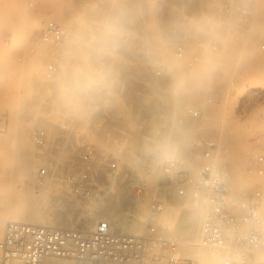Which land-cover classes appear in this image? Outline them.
I'll list each match as a JSON object with an SVG mask.
<instances>
[{
	"label": "rangeland",
	"instance_id": "374dc122",
	"mask_svg": "<svg viewBox=\"0 0 264 264\" xmlns=\"http://www.w3.org/2000/svg\"><path fill=\"white\" fill-rule=\"evenodd\" d=\"M159 1H161V9L168 12L167 16L171 19L170 23L166 24L164 22V16H157L159 14L157 11L153 13V9L156 10L155 6L158 7ZM64 2L73 11L71 15L73 20L76 21L78 17H85L86 10L84 11V7L95 3V0H64ZM246 2L247 0H139L135 23L131 26L132 31L135 33V38L133 39L134 47L130 52H123L122 58L118 61L121 74L116 88V95L110 98L107 104L90 106L92 110L90 117L92 119L85 122L80 119L82 118L80 116L81 110L69 111L58 103L61 80L56 84H52V82L45 78L47 64H49L51 58L57 52H60L61 56L64 55L62 56L63 62L67 60L69 53H73L70 59L74 62L75 54L79 50L76 46L77 44H71V49L69 45L65 44L64 51L63 48L57 50L54 46H45L42 43L34 45L33 41L36 39V36L39 38L45 24L50 21V19H46L39 31L32 30L31 26L28 27L31 19L29 15L38 10V0H22L21 3L24 6L21 7L23 9L18 11L17 15H15L16 13L13 15L10 13L11 16H9V11L6 12V10L1 9L0 12L3 11L0 16L3 17L4 12H6V16L3 19L0 17V211L7 207L26 209L28 203L21 201L17 196L23 197L29 195L37 198L41 197L42 192L45 191V188L41 187L40 189L41 184L48 181V179H52L53 187L49 193L50 200L42 207L43 213L48 217H52L55 212L51 206L56 200L61 202V196L65 192L62 190H73V186H76V182H78L77 178H73L69 182L59 181V183L50 176L41 180L39 171L43 165L41 164L42 156L38 153L39 151L31 135L34 155L35 157L38 155V168L33 176H23L19 173L16 175L17 172L15 173L9 160L17 126L25 123L31 124L33 126L31 127V129L33 128L31 130L32 134L36 130V127L41 128V121L48 122L45 123L48 126L45 125L43 128L50 133V146L54 148H58L59 145L64 146L65 150L60 149L56 152H59L58 156L62 160L70 156L76 160L79 156L82 162H78V165L83 166L84 163L85 166L87 165L84 157L85 147L86 145L91 146L96 152L95 157L97 159L108 155L117 160L119 164L118 174H126L130 171L129 176L133 180L131 190L135 196L138 184L136 181L139 179L145 182L146 179L152 180L157 175V171L147 166L139 158L137 161H133L138 166L137 168H133V165L132 168L129 167L127 169L121 167L123 153L115 152L112 149L109 150L105 146H114L118 148V151H129L131 147L128 140L130 137L135 136L143 137L141 138L143 139L142 143H145L144 140H147V136H149L147 131H149L148 133L151 132L147 125L148 119L152 117L158 122L156 124L158 128L155 127L154 129L151 126L154 129L151 128L153 130L151 133L156 131V129L167 131L174 128H183L185 121H190L193 124L195 122L196 128L190 137V143L193 144L195 143L194 141L197 140L199 142L203 139L215 140L221 149L218 161L226 164L230 169L232 155L236 153V157L240 160L241 173L235 175V179L231 180L232 188L237 190L239 186L244 185L249 191L254 189L258 178L257 176L248 175L246 168L251 163H254L252 159L254 156L253 151H264V35L255 37L252 41V51L249 53L231 51L232 47L241 45L246 27L245 24L251 17L250 11L245 7ZM97 5L99 6L98 3ZM208 6L210 10L207 9ZM9 18L13 19L12 22L8 21ZM205 18H211L213 23L211 25L205 24ZM28 28L33 31L30 33L31 37L28 34L30 31ZM155 29L160 30V34L165 37H167L170 30L174 29L176 31V40L168 41L170 43L171 56L175 57L176 64H161L159 67L153 66L144 74L135 66V63H148L143 51L140 50L143 44L142 38L155 34ZM92 35L93 33L89 35L87 32L83 42L87 43ZM179 44L185 47L186 53L184 58H177L175 55V47ZM190 44H193V46H190ZM206 49L215 57L231 51L233 58L229 68L221 71L216 75L217 77L213 78L209 85L211 88L202 91L203 94L200 101L194 105H186L183 111H179L180 114H177V110L176 112L173 109H166V106L163 104L166 102L169 105L173 102V86L177 76L181 71L185 73L189 72L198 63ZM82 55L86 56L87 53ZM34 60H39L41 64L38 80L34 79L31 76L32 73H30L32 61ZM151 83L152 87H146L147 84ZM156 83L158 85L154 87ZM148 88H152L153 90L156 88L154 90V92L156 91L154 97L157 95V98H163L162 100L165 101L154 100L153 93L151 94L153 90H149ZM159 91H163L164 94L166 93V96H163L164 94L161 93L159 97ZM148 92L151 97L148 96ZM226 94L228 98L225 100L227 96H223ZM146 95L149 99H147ZM223 98L224 100H222ZM225 101L227 104L224 103V105L222 102ZM101 106H104L106 109L104 107L102 109ZM191 108L199 110L201 115L197 118L192 116L188 112ZM212 108L214 111H211ZM127 110L131 120L126 122L122 119L121 115ZM98 114H101V118L99 117L100 122L99 119L96 121V117L99 116ZM157 115L159 118L155 117ZM163 115L165 119L162 118ZM205 115L208 123L211 125L209 129L204 125L205 119L203 118ZM62 123H66L69 130L67 133L63 132ZM105 126H108V129ZM106 129L107 131L103 132V136L102 131ZM145 135L146 137L144 138ZM62 136L64 138H61ZM98 139H102L103 143L99 144ZM165 145L166 142L161 143L162 148ZM66 151H68L69 155ZM198 157L199 166L203 160L200 155ZM190 170L194 171L195 169L191 167ZM160 171L161 176L169 179L164 175L162 166L160 167ZM74 173L79 174L77 170ZM100 177L102 176L100 175ZM100 177L98 176V180H100ZM103 179L105 180V177H102ZM162 182L164 180L158 183L161 184ZM66 186L70 189L66 188ZM159 187H162V184ZM159 191L161 192L162 189H159ZM169 192L164 193L165 195L159 194L158 197L165 198L167 201L171 199L178 203L186 204L188 202L192 204V207H185L183 211L198 212L201 218V227L203 216L201 210H197L194 207L196 204L190 198H180L173 188V183L169 186ZM75 195L79 197H76L75 210L72 208V212H76L74 214H77L78 211H82V208H85L86 200L88 199L83 198L84 196L80 192H76ZM150 197L148 202L145 201L149 212L146 218L149 215L151 216L149 208L153 198ZM131 211L133 210L131 209ZM20 220H22L20 222L41 225L34 223L27 214ZM79 226L77 223L72 224V228L78 229ZM183 244L182 253L184 256L192 257L202 254L198 256L202 260L204 254L200 250L198 251L197 245L189 248L188 244ZM253 259V262L260 260L258 253L255 254Z\"/></svg>",
	"mask_w": 264,
	"mask_h": 264
},
{
	"label": "built area",
	"instance_id": "2783aa9c",
	"mask_svg": "<svg viewBox=\"0 0 264 264\" xmlns=\"http://www.w3.org/2000/svg\"><path fill=\"white\" fill-rule=\"evenodd\" d=\"M68 38L66 29L55 21H48L36 38L34 45L41 43L63 44ZM185 47H175L177 58L185 57ZM58 57H53L47 67L46 78L52 80L59 72ZM188 112L199 117L201 112L191 108ZM62 130H69L62 123ZM33 140L46 158L39 171L40 179L51 176L50 155L60 150L50 146V133L45 128H37L32 133ZM61 138H64L62 136ZM197 151L203 162L194 171L185 158L171 166H162L164 175L172 180L173 188L180 198H190L200 204L202 226L200 246L212 255H224L226 252L232 264H253L257 253L252 237L258 235L254 230L257 213L264 216V151L253 156L254 166L248 174L257 176L255 188L240 190L235 195L231 190L230 171L226 164L216 163L219 153L215 140L203 139L196 143ZM91 146L85 147L87 166L82 171V180L77 179L73 191L80 192L84 198L92 194L102 196L106 188L100 187L98 174L104 177L118 174L117 160L108 155L100 159L95 157ZM218 165L226 180L213 187L209 192L198 186L209 176L213 167ZM64 181L74 177L67 174ZM146 195L144 181L138 182L136 196ZM165 198L151 200L150 209L153 219L141 234L115 231L106 224H100L95 231L88 232L74 228L48 227L28 222H8L0 242V264H50V261H64L71 264H201L198 256L183 255V244L174 234L164 232L156 219L166 207Z\"/></svg>",
	"mask_w": 264,
	"mask_h": 264
},
{
	"label": "bare ground",
	"instance_id": "6f19581e",
	"mask_svg": "<svg viewBox=\"0 0 264 264\" xmlns=\"http://www.w3.org/2000/svg\"><path fill=\"white\" fill-rule=\"evenodd\" d=\"M21 1L22 0H0V10L3 9L4 11L6 10V12L9 11V14L11 13L13 15L16 13L15 15H17L18 11L23 9V8L21 9V7L24 6L23 3H21ZM202 1H206V0H202ZM128 2L131 4H134V5H139V0H128ZM97 3L99 4V6L97 5ZM110 3H112V0H95V3L86 5V7H84V11L86 10L85 17H91L96 10L104 8L107 5H109ZM160 4H161V1H159L158 7L155 6L156 10L153 9V13H154V11H157V13H159L157 16H160V15L164 16V22H166V24L170 23L171 19L169 16H167L168 12L161 9ZM38 5H39L38 10L32 12L29 15V18H31V19L29 21L30 24L28 25V27L31 26L32 30H38L39 31L42 28V26L44 25L45 20L50 19L52 21L59 23L61 26H63L68 33V38L63 44H60V45H55L52 43H42V44H45V46L46 45L47 46H54L57 48V50L63 48V51H64L65 50L64 49L65 44L69 45L70 49H71V44L76 43L77 48L80 50L79 53L81 55L86 54L87 53V43H84L83 41H77L73 37L72 32L70 31L69 25L73 24L75 21L73 20V17L71 15L73 11H71V9L65 5L64 0H38ZM208 7H207V9L210 10V7L209 8ZM245 7L250 11L251 17H250V20L245 24L246 27L244 30L241 45L236 46V47H232V49H231V51H238L240 53L251 52L252 51V41L255 39V37L258 35H264V0H247ZM84 11H83V13H84ZM1 12H0V14H1ZM6 12L3 13L4 15L2 14L3 17L6 16L5 15ZM44 12H46V13L44 14ZM11 14L9 16H11ZM0 17H2V16H0ZM3 17H2V19H3ZM12 20H13L12 18L8 19V21H10V22H12ZM4 21H5V18H4ZM28 29H30V28H28ZM31 29H30L31 32L29 31L28 34L33 32ZM155 33H160V30L155 29ZM90 34L91 33H89V35ZM29 36L31 37V34ZM176 37H177L176 31L174 29H172L168 32L166 38L168 39V41H174V40H176ZM36 38H37V36H36ZM190 46H193V44L192 45L190 44ZM231 51L225 52V54H223L219 57H216L218 59V61L220 62V65H221V67L218 70V72L216 73V75H218L221 71H225L227 68H229V66L232 62V58H233V54ZM160 53H161L162 57L171 56L170 43L167 42V44L160 49ZM71 55H73V53H69V55H67L68 56L67 60L63 62L62 56H64V55L61 56L60 52H57L53 57H56V56L58 57V65L57 66L59 68V72L57 73L55 78L52 80H48L46 78V74H45V78L48 81L52 82V84L58 83L61 80L62 73L64 72L66 66H69L70 64L73 63V61L70 59ZM40 65L41 64H40L39 60L32 61L30 73H32L31 76L37 80H38L39 75H40V67H41ZM61 66H62V68H61ZM135 66L138 67L144 74L146 73L147 70L149 71V69H151L150 67H153L152 64L145 63V62L144 63L136 62ZM47 67H48V64H47ZM47 67H46V71H47ZM152 83L147 84L146 87L147 86L152 87ZM156 85H158V84L156 83L154 87H156ZM208 88H211V87L208 86ZM151 89H149V90H151ZM154 90H156V88H154ZM154 90L152 92L150 91L151 94L153 93L152 94L153 99L154 100H158V99L162 100L163 98L162 99L157 98L158 97L157 95H155V97H154V94H156V91L154 92ZM157 91H158V89H157ZM159 92H160L159 93L160 94L159 97H160L161 93H163V91L162 92L159 91ZM157 94H158V92H157ZM165 94L163 96H166ZM202 94H203V92L201 91L198 93L185 95L179 99L174 97L173 102L171 104L168 105L165 102V104H163V105L166 106V109H168V110L173 109L174 111L177 110L178 112L179 111L181 112V111H183V109L186 105L192 106L196 102L200 101ZM148 96L151 97L149 92H148ZM225 96H227V94L224 95L223 97H225ZM227 98H228V96L225 98V100ZM147 99H149V97ZM150 99L152 100V98H150ZM222 100H224V98ZM162 101H165V100H162ZM222 103L227 104L226 101L222 102ZM138 105L139 104L137 102V106ZM103 107L101 106L102 109L105 108V107L104 108ZM123 110H126V109H123ZM91 111L92 110L90 107L87 108L86 110H81L80 116L82 118H80V119L84 120V122L89 121V119L91 121V119H92L90 117L91 116L90 113H92ZM121 111H122V109H121ZM211 111H214L213 108L211 109ZM105 112H107V111H105ZM126 112H128V110ZM126 112L123 113L121 116H122V119L127 122V121H130L131 119L129 116L130 115L129 112L128 113H126ZM176 112H174V113H176ZM178 112H177V114H180V112L179 113ZM150 115H152V113H150ZM97 117H96V121H98L99 117L101 118V114ZM155 117L159 118L158 115ZM160 117H161V115H160ZM162 118L165 119L164 115ZM206 118L207 117L205 115L203 118V119H205L204 125L207 129H209L211 127V125L208 123V120ZM41 122H42V124H40V125H42L41 128L45 127V125H46L45 123H48L47 121L46 122L41 121ZM99 122H100V119H99ZM157 123L158 122L156 121V119L154 117L148 119L147 125L150 128L151 132L155 129V127H157L156 126ZM43 124H44V126H43ZM194 124H195V122H194ZM194 124L191 123L190 121H185L184 127L183 126L182 127L184 130H186L190 134L189 139H188V145H187V148H186L185 153H184V158L188 161L189 165L195 169L198 167V158H199L198 157L199 151H197V148H196V143H198V141L197 140L194 141L195 143H193V144L190 143V137L192 136V134L196 128V124L195 125ZM46 126H48V125H46ZM151 126L154 127V129ZM17 127H18L17 132L13 138V143H12L13 148L11 151L9 163L14 168L15 173L17 172L16 175H18V173H19L23 176H33V175H35L36 169L38 168V165H39L38 155H37V157H35L34 149L32 147L31 130L33 128L31 129V127H33V126L31 124L25 123L23 125L20 124ZM105 127H107V129H108V126H105ZM38 128H40V127H38ZM36 129H37V127H36ZM107 129L102 131V133L103 132L105 133V131H107ZM148 132L149 131H147V134L150 136L155 131L153 133H151V132L148 133ZM104 133L102 134L103 136H104ZM106 135H107V132H106ZM149 136H147V138ZM145 137H146V135L144 136V138ZM141 138H143V137H141V136L130 137V139L128 140L129 141L128 143L130 144L131 150H129V151H124V150L118 151L117 150L118 148H115L114 146H105V147H107V149H109V150L112 149L115 152L123 153V157H122L123 161L121 163V167H125L127 169L129 167L132 168V165H133V168H135V167L137 168L138 166H136V164H134L133 161L134 160L137 161L138 158L143 161L141 149H142V146L144 145V143H142L143 139H141ZM144 141H146V139ZM98 143L102 144L103 143L102 139H98ZM160 147L162 148L161 145H160ZM58 148L65 150L63 145H59ZM68 151H69V149H68ZM68 151H66V153ZM220 152H221V149L219 147V153L216 157V163H219L218 157L220 155ZM260 152H262V151H260ZM38 153L40 154V152H38ZM55 153L50 155V160H52V164L50 165L51 166V176L50 177L54 178L58 182L59 181L63 182L64 180H63L62 176L65 177L67 174H70L75 179L77 178V179L82 180V175H83L82 171L84 170V168L87 165L84 166V163H83V166L78 165V162H82V160L79 158V156L77 157L76 160L72 159L73 158L72 156H70L69 158L66 157V159L62 160V158H60L58 156L59 152L56 153V155H55ZM256 153H258V151L257 152L253 151L254 155ZM235 154L236 153H233V155H232L233 157L231 158V160L233 162V165L231 162V169L229 167V171L231 170L230 171L229 184H230L231 190L234 192V194L238 195V192L240 190H245L246 187L244 185H241L238 187L237 190H234L232 188L231 180L235 179V177H236L235 175H238L241 173L240 160L238 159V157H236L237 155H235ZM35 158H37V159H35ZM46 160H47L46 158L44 159V157H41V163L42 162L45 163ZM143 163H144V161H143ZM147 166H149V165L147 164ZM253 166H254V163H251L249 166H247V168H246L247 174H248V169H250ZM150 167L153 168L155 171H157V175L152 180L146 179V182L144 181V185L146 188V195L145 196L137 197V196L132 194L131 186H132L133 180H131L132 178H131V176H129L130 171L129 172L127 171L128 173H126V174L125 173L124 174L119 173V174L114 175V176H109V177H107V179L105 177V180L104 179L102 180V177H104V176L101 175L102 177H100V174H99L98 175L100 177L99 178L100 179L99 185L101 188H106V193L104 195L98 196L96 194H92L91 196H89L87 198L88 200H86L87 203L85 204V208L84 209L82 208V211L76 210L79 213L77 212V214H74L76 212L73 213L72 208L73 209L75 208V205L77 202L76 197H79V196H76L75 195L76 193L73 190H67V189L65 190L64 189L62 191H65L64 192L65 194L63 193V196H61L62 197L60 199L61 202H59V200H56V202H54L51 206V207H53L54 212H55L54 216H52V217L46 216L42 211V207H44L46 205V203L50 200L49 199V193L53 187L52 179H48V181L43 182L41 184V186L39 185L40 189H41V187L43 189L45 188L44 189L45 191L42 192L41 197L37 198L34 196L33 197L29 196V195L23 196V197H21L19 195L17 196L18 198H20L21 201L28 203V207L26 209H24V210L20 209V208L12 209V208L7 207L4 210L2 209L0 211V242L2 241V239L4 237L6 223L11 222V221L20 222V221H22L20 219H23L25 214L29 215L31 220L34 221V223H39L43 226L46 225L48 227L72 228V224L77 223L80 225L78 228L79 230L92 232V231H95L100 224L104 223L107 226H109V228H111V229L114 228L115 231L131 233V234H141V233L145 232V230L147 229L148 223L153 219V217H152L153 213H152L150 208H149V211H150L151 216L149 215L148 218H146V215L149 212H148V208L146 207L145 201H147V202L149 201V196H151L154 199V198H159L158 197L159 194L170 193L169 192V186L172 185L171 180L164 178V176H161L160 167H156V166H150ZM76 170L78 171L79 174L74 173V171H76ZM232 173L234 174V176ZM75 174H77V175H75ZM248 175H250V174H248ZM231 177H232V179H231ZM162 179L164 180V182L161 183L162 187H159V185H161L159 183L161 181H163ZM140 181H143V180L139 179L136 181V183H138ZM66 188H69V187L66 186ZM159 189H162V191L160 192ZM60 192H61V190H60ZM166 202L167 203H166L165 209L158 215L157 219L155 220L156 224H158V226H160L164 232L174 233V235H176L178 237L177 239H180L179 241L182 242V244L183 243L188 244L189 248H191L193 245H197L198 251L200 250L201 253L203 252V254H204L202 256L201 263L202 264H213L215 255H212L206 249L202 248L200 246V243H199V239H200L199 231L201 229V227H200V225H201L200 214L196 211L195 212H184L183 208L188 207V206L192 207V204H190L188 202L186 204H183V203L175 202L171 199H169V201L166 200ZM131 209L133 211H131ZM130 213H132V214H130ZM10 214H13V215H10ZM9 217H11V218H9ZM114 229H112V230H114ZM183 246H184V244H183ZM201 255H198V256H201ZM50 264H71V263H66L64 261L57 260V261H50Z\"/></svg>",
	"mask_w": 264,
	"mask_h": 264
},
{
	"label": "clouds",
	"instance_id": "9594fccd",
	"mask_svg": "<svg viewBox=\"0 0 264 264\" xmlns=\"http://www.w3.org/2000/svg\"><path fill=\"white\" fill-rule=\"evenodd\" d=\"M138 8V5L131 4L128 0H112V3L96 10L91 17H78L69 25L77 41H83L86 32L93 35L87 41V55H80L78 50L74 62L66 66L62 73L58 103L66 110H86L90 106L107 104L110 98L115 97L121 74L118 61L123 52H130L134 47L135 33L131 26L135 23ZM204 23L211 25L213 21L205 18ZM142 39L140 50L149 64L156 67L161 64H176L175 57L161 56L160 49L168 42L164 35L155 33ZM220 67L218 59L206 49L189 72L179 73L173 86L174 97L179 99L206 90ZM189 135L183 128L156 130L142 146L143 161L156 167L179 163L187 148ZM162 142H166L164 148L160 147ZM225 180L226 174L215 165L208 178L202 184L197 181V184L210 192ZM194 207L200 210L201 206L197 203ZM256 215L254 230L258 235L252 237V243L260 260L253 264H264V216L259 213ZM213 264L232 262L226 252L224 255L217 253Z\"/></svg>",
	"mask_w": 264,
	"mask_h": 264
}]
</instances>
